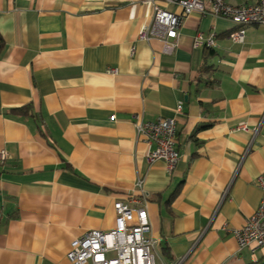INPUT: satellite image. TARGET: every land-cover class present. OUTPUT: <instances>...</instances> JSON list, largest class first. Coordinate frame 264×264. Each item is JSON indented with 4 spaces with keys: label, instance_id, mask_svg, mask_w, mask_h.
Returning <instances> with one entry per match:
<instances>
[{
    "label": "crops",
    "instance_id": "obj_1",
    "mask_svg": "<svg viewBox=\"0 0 264 264\" xmlns=\"http://www.w3.org/2000/svg\"><path fill=\"white\" fill-rule=\"evenodd\" d=\"M149 1L0 0V264H72L71 243L113 229L118 201L147 202L156 264H264L230 232L263 195L264 25L156 0L179 36L145 40ZM212 33L207 58L194 43ZM159 118L176 121L172 172L136 132Z\"/></svg>",
    "mask_w": 264,
    "mask_h": 264
},
{
    "label": "built area",
    "instance_id": "obj_2",
    "mask_svg": "<svg viewBox=\"0 0 264 264\" xmlns=\"http://www.w3.org/2000/svg\"><path fill=\"white\" fill-rule=\"evenodd\" d=\"M167 5H174L182 9L184 15L200 13L212 14L230 19L240 26L264 25V0L256 4H231L226 0H163ZM154 8V17L150 27L143 30L141 39L164 37L177 39L181 17L175 13L163 10L156 0L149 1ZM216 35L210 34L207 38L199 34L195 39V47L215 46ZM234 43L245 41V30L240 28L230 35ZM113 74L117 71L111 70ZM182 110V103L177 107ZM138 137L147 143H155L147 159L150 163L163 161L167 169L172 172L180 159L176 149V121L175 119L159 118L153 122H136ZM239 129L247 130L245 125ZM8 158L6 151H0V162ZM257 184L263 192L258 209L253 213L245 225L231 229L236 237L240 250L245 248L252 252L264 246V174ZM142 186V181L137 183ZM137 203L138 201H133ZM117 213L115 226L108 231L92 230L71 243L67 255L72 264H156L155 247L157 241L151 236V223L147 211V202L136 207L124 201L115 204Z\"/></svg>",
    "mask_w": 264,
    "mask_h": 264
},
{
    "label": "trees",
    "instance_id": "obj_3",
    "mask_svg": "<svg viewBox=\"0 0 264 264\" xmlns=\"http://www.w3.org/2000/svg\"><path fill=\"white\" fill-rule=\"evenodd\" d=\"M4 47H5V41L3 39V36L0 33V54H1L2 50L4 49ZM205 52H206L205 56L207 58L210 56H213V54H214L213 51L209 48H205ZM29 112H31V106L30 105L23 107V108L14 109L11 111V113H14V114L20 115V116L21 115H28Z\"/></svg>",
    "mask_w": 264,
    "mask_h": 264
}]
</instances>
